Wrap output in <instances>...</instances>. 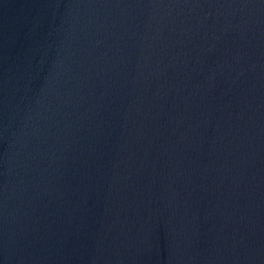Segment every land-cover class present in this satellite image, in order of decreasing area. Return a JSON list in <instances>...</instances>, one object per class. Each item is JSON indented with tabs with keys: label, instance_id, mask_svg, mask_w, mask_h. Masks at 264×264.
Listing matches in <instances>:
<instances>
[{
	"label": "water",
	"instance_id": "water-1",
	"mask_svg": "<svg viewBox=\"0 0 264 264\" xmlns=\"http://www.w3.org/2000/svg\"><path fill=\"white\" fill-rule=\"evenodd\" d=\"M0 264H264V0H0Z\"/></svg>",
	"mask_w": 264,
	"mask_h": 264
}]
</instances>
